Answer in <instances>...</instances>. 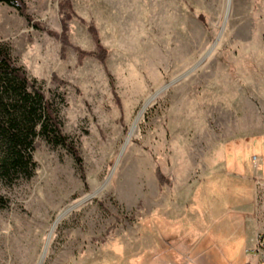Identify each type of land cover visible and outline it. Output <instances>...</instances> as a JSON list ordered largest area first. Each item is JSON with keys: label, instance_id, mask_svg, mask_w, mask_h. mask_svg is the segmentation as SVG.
I'll list each match as a JSON object with an SVG mask.
<instances>
[{"label": "rangeland", "instance_id": "rangeland-1", "mask_svg": "<svg viewBox=\"0 0 264 264\" xmlns=\"http://www.w3.org/2000/svg\"><path fill=\"white\" fill-rule=\"evenodd\" d=\"M60 1L25 0L43 30L0 3V44L44 81L81 159L39 138L33 176L0 177V264H186L188 237L165 227L189 226L166 210L188 185L203 195L200 176L210 222L249 244L250 205L224 189L264 165V0H69L64 56L48 33L61 32ZM189 230L200 247L217 242L203 221L202 237Z\"/></svg>", "mask_w": 264, "mask_h": 264}, {"label": "trees", "instance_id": "trees-1", "mask_svg": "<svg viewBox=\"0 0 264 264\" xmlns=\"http://www.w3.org/2000/svg\"><path fill=\"white\" fill-rule=\"evenodd\" d=\"M0 3L13 7L34 28L43 30L41 22L27 13L25 0H0ZM58 7L61 32L48 33L60 40L61 54L64 56V49L69 45L68 22L74 12L69 0H61ZM87 29L97 47L95 55L103 61L107 50L101 46L94 23L90 22ZM76 50L79 59L87 54L80 49ZM53 80L62 82L55 76ZM43 85V80L31 78L22 66L17 65L8 45L0 44V177L6 182L11 183L17 178L30 179L33 176L37 166L33 153L39 138L51 147L66 148L75 162L81 164L78 148L63 133L54 102ZM156 175L160 183L168 181L159 169ZM165 229L169 231V236L177 234L187 238L190 234L188 228L186 230L167 224Z\"/></svg>", "mask_w": 264, "mask_h": 264}, {"label": "crops", "instance_id": "crops-1", "mask_svg": "<svg viewBox=\"0 0 264 264\" xmlns=\"http://www.w3.org/2000/svg\"><path fill=\"white\" fill-rule=\"evenodd\" d=\"M255 174H244V175H234L237 178L228 179L229 183H232V186L228 187L225 190V195H233V199L237 206L240 204L250 205V218H254L255 221V228L249 238L250 243L244 244L245 235L240 233H236L235 239H239L238 242L231 241V237L228 234H221L223 230L217 226L218 223L210 222V215L212 210H208L206 200H205V193L209 184L206 183V180L203 179L201 176L196 180L195 186H201L199 184L202 183L203 185V195H192L194 186L188 185L187 188V195H176L177 199H180V206L178 208V213L173 210H166L168 214L167 218H179V222H185L189 226V231L194 235V238L202 237V231L198 230L200 222L203 221L205 224L207 223L208 230H212L215 234L217 242L211 246H204L200 247L197 243H192L193 239L192 236L189 234V246H192L193 249L189 250L186 258V264H196V256L195 254H199L203 251L216 249L220 254H216L212 259V264H255L257 263V255L252 253L251 258L248 255V250L252 248L256 242L257 235L260 231L264 230V165L257 164L255 165ZM219 181V180H218ZM217 181V183H219ZM191 184V183H190ZM206 184V186H205ZM185 188V187H182ZM212 188V187H211ZM217 189V188H216ZM205 210L204 213L198 214V211L202 208ZM206 209L208 211H206ZM200 213V212H199ZM190 223V225L188 224ZM206 228V227H205ZM207 230V229H206ZM224 230L223 233H227ZM238 237V238H237ZM221 240V241H220ZM194 248H196L194 250ZM196 252V253H195ZM195 253V254H194Z\"/></svg>", "mask_w": 264, "mask_h": 264}, {"label": "built area", "instance_id": "built-area-1", "mask_svg": "<svg viewBox=\"0 0 264 264\" xmlns=\"http://www.w3.org/2000/svg\"><path fill=\"white\" fill-rule=\"evenodd\" d=\"M256 246L257 263L255 264H264V236L257 238Z\"/></svg>", "mask_w": 264, "mask_h": 264}]
</instances>
